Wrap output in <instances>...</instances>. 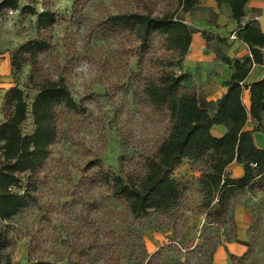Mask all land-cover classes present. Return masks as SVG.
Instances as JSON below:
<instances>
[{"label": "rangeland", "instance_id": "obj_1", "mask_svg": "<svg viewBox=\"0 0 264 264\" xmlns=\"http://www.w3.org/2000/svg\"><path fill=\"white\" fill-rule=\"evenodd\" d=\"M148 1L157 13H176L195 28L206 27L198 21L214 24L216 19L208 6L184 13L181 0ZM126 2L88 0L84 10L76 15L75 0H20L18 10L0 13L1 62L37 35V16L22 14L24 5L31 4L38 12L46 9L57 12L58 21L48 32L53 45L42 55V71L49 76L65 73L79 104L78 110L65 113L60 140L42 174L40 204L32 203L10 220L0 219V231L10 230L11 246L6 253L11 252L12 264H28L35 233L42 237L40 254L47 264H68L69 258L77 255L74 247L88 246L90 242L100 245L98 264H116L113 250L118 249L122 263L144 264L148 254L164 244L163 254L155 264H199L213 237L217 241L215 258H228L229 264H264V192L246 189L232 198L237 229L229 215L225 218L217 213L206 215V197L199 182L201 161L185 159L175 170V177L187 189L178 208L169 213L152 210L150 215L133 214L123 203L109 197V192L105 194L108 207L89 213L86 203L75 195L83 169L91 158L100 157L108 167L120 171L122 161L134 166L145 155L155 153L169 133L170 122L165 112L149 106L138 85L145 73L160 71L169 63L179 73L180 66L176 65L179 54L168 50L165 39L157 36L152 51L139 57L138 45L128 44L124 48L118 38L95 29L106 12H117ZM206 34L215 37L211 30ZM30 72L28 64L15 77L11 66L0 63V123L6 120L5 97L10 87L17 83L29 103L35 99L37 91L30 83ZM34 129L30 106L23 131L31 134ZM99 199L102 203L103 198ZM242 213L250 219L243 240L247 244L234 241ZM200 236L204 249L190 244L191 239L199 243ZM225 247L240 259L232 262ZM245 253L247 257L241 259Z\"/></svg>", "mask_w": 264, "mask_h": 264}, {"label": "trees", "instance_id": "obj_2", "mask_svg": "<svg viewBox=\"0 0 264 264\" xmlns=\"http://www.w3.org/2000/svg\"><path fill=\"white\" fill-rule=\"evenodd\" d=\"M20 0H2L0 13L18 10ZM88 0H75L76 15L84 10ZM249 0H217L218 6L230 5L232 17L240 21L244 7ZM200 0H181L184 13L197 9ZM22 14L37 16V35L22 43L12 54L10 63L15 77L25 65L31 66L30 83L37 95L32 103L26 99L25 91L16 83L10 87L5 97L6 120L0 123V219L10 220L32 203L40 204L38 190L42 183L53 148L61 137L65 113L79 109L74 98L67 75H46L42 71V55L53 45V38L48 34L58 21V14L52 9L38 12L36 7L27 4L21 8ZM95 29L105 36L118 38L120 46L138 45L139 57L152 51L155 37L162 36L167 49L179 54L177 66L183 62L192 42V35L206 31L192 27L176 13H157L148 0H127L126 6L117 12L108 11L99 19ZM242 40L251 48L252 55L244 60L227 62L233 65L232 77L225 82L228 92L219 100L215 113L204 106L194 89H188L183 81L186 74H178L169 63L162 70L145 73L138 85L144 100L156 111L165 112L170 122L168 135L161 141L157 151L145 155L134 166L121 162L120 171L108 167L100 157L87 161L83 176L75 195L86 203L88 212L99 207H108L105 194L123 203L133 214L150 215L152 210L169 213L177 209L185 193L186 185L175 177L174 172L185 159L203 162L199 169V182L205 193L204 206L206 215L217 213L220 218L230 216L236 229L237 224L232 207V198L246 189H259L264 192V148H259L253 137L254 130L264 132V79L252 84H245L253 67L264 64V34L256 25H246L240 33ZM223 40L222 37H218ZM2 53L0 52V59ZM173 64V65H172ZM245 88L251 91V107L248 109L242 99ZM31 106L35 129L25 134L23 125L28 118ZM252 118L257 122L254 130H247L246 124ZM224 124L227 132L215 136L212 128ZM237 161L244 167V175L234 178L228 173L229 165ZM26 176V183H24ZM18 189H23V192ZM100 197L103 198L101 203ZM216 205V207H215ZM211 238L199 258V264H213L217 241ZM200 242L191 239L193 246L205 247L203 238ZM234 241L240 240L238 232ZM205 242V241H204ZM10 230L0 231V264H12ZM42 237L33 234L28 264H47L41 256ZM164 244L153 254H148L144 264H155L163 254ZM203 247V249H204ZM76 257H70L68 264H98L97 254L100 245L90 242L74 247ZM225 250L232 262L240 257ZM116 264L122 263L120 251L113 250ZM245 253L241 259L247 257ZM183 264V263H180Z\"/></svg>", "mask_w": 264, "mask_h": 264}, {"label": "crops", "instance_id": "obj_3", "mask_svg": "<svg viewBox=\"0 0 264 264\" xmlns=\"http://www.w3.org/2000/svg\"><path fill=\"white\" fill-rule=\"evenodd\" d=\"M199 6H208L216 15L214 24L198 21L201 25H206V27L198 26L199 29L211 30L215 33V37L213 38L211 35L207 39L202 31L193 33L189 51L180 65L178 74L188 76L183 81V85L188 89H194L201 103L208 107L212 113H215L219 100L228 92L225 82L232 77L234 72L233 65L229 64L227 59L244 60L252 55L250 46L240 36L243 28L248 24L256 25L264 34V0H249L244 7L245 15L240 21L232 17L231 7L226 3L219 7L217 0H200ZM218 37H222L223 40ZM261 49L264 53L263 47ZM1 62L6 67L11 66L10 57L1 60ZM262 79H264V64H258L253 67L244 83L249 85ZM242 99L245 106L250 109L251 91L249 88L244 89ZM257 125V122L250 118L246 129L254 130ZM227 130L226 125L216 124L212 128V133L221 137ZM253 137L256 145L259 148H264V132L254 130ZM228 170L234 173L232 176L234 178L244 175V167L237 161L232 162ZM249 223V216L242 213L241 219L238 221L240 240L246 239ZM228 262V258L223 260L215 258L213 264H229Z\"/></svg>", "mask_w": 264, "mask_h": 264}, {"label": "built area", "instance_id": "obj_4", "mask_svg": "<svg viewBox=\"0 0 264 264\" xmlns=\"http://www.w3.org/2000/svg\"><path fill=\"white\" fill-rule=\"evenodd\" d=\"M263 50H264V47H263Z\"/></svg>", "mask_w": 264, "mask_h": 264}]
</instances>
